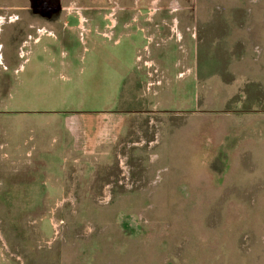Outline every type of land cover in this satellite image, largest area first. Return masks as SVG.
Instances as JSON below:
<instances>
[{
    "label": "rangeland",
    "instance_id": "1",
    "mask_svg": "<svg viewBox=\"0 0 264 264\" xmlns=\"http://www.w3.org/2000/svg\"><path fill=\"white\" fill-rule=\"evenodd\" d=\"M4 9L0 264H264V0Z\"/></svg>",
    "mask_w": 264,
    "mask_h": 264
},
{
    "label": "crops",
    "instance_id": "2",
    "mask_svg": "<svg viewBox=\"0 0 264 264\" xmlns=\"http://www.w3.org/2000/svg\"><path fill=\"white\" fill-rule=\"evenodd\" d=\"M96 9L97 8H95V7L94 8H90V10H93V11H96ZM24 10H26L30 14L32 12L34 13L33 8H30V7L26 8ZM9 11H10V9H8L7 11H5V9H4L3 13H0V14H3V15L7 14L6 16L0 15V20H1V18H3V22L2 23H4V22H6V23H8V22H13V23L18 22L20 20V17H18L17 14L20 13V11L14 9V10L11 11V13H13L12 15L9 14L10 13ZM28 25H31V23H29ZM109 122L111 124V126H109L110 127V135L112 137L113 136L114 137H119L122 134V132H123L122 131L123 129H122V126H121L122 124L121 123H116L117 121H114V122L109 121ZM90 129H91V127H90ZM89 133H90L89 130L86 131V132H84V131L80 132V135L78 136V138H79L78 142H79L80 145L77 146L78 147L77 150H82L83 152L84 151H86V152L88 151L87 148H88L89 144H91V141L89 139V137H91V135ZM93 145H95V143Z\"/></svg>",
    "mask_w": 264,
    "mask_h": 264
},
{
    "label": "flooded vegetation",
    "instance_id": "3",
    "mask_svg": "<svg viewBox=\"0 0 264 264\" xmlns=\"http://www.w3.org/2000/svg\"><path fill=\"white\" fill-rule=\"evenodd\" d=\"M100 9H102L101 7H99ZM103 9H105V8H103ZM44 10H48V9H44ZM58 10V9H57ZM56 9H55V11H57ZM0 22H1V20H0Z\"/></svg>",
    "mask_w": 264,
    "mask_h": 264
}]
</instances>
